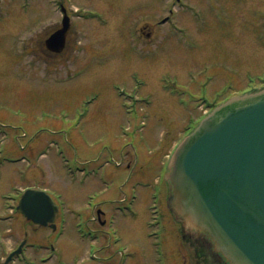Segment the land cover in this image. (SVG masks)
Masks as SVG:
<instances>
[{
	"label": "rangeland",
	"instance_id": "374dc122",
	"mask_svg": "<svg viewBox=\"0 0 264 264\" xmlns=\"http://www.w3.org/2000/svg\"><path fill=\"white\" fill-rule=\"evenodd\" d=\"M46 1L0 9V215L14 214L0 222L4 250L31 228L4 197L32 185L63 196L57 229L28 235L43 243L31 264H198L166 186L164 256L148 236L160 225L159 167L209 107L192 96L227 98L264 77V0H63L73 12L60 54L45 47L61 27Z\"/></svg>",
	"mask_w": 264,
	"mask_h": 264
},
{
	"label": "water",
	"instance_id": "95a60500",
	"mask_svg": "<svg viewBox=\"0 0 264 264\" xmlns=\"http://www.w3.org/2000/svg\"><path fill=\"white\" fill-rule=\"evenodd\" d=\"M69 26L66 18L50 49H62ZM166 179L167 205L208 264H264V89L205 117L175 150ZM18 209L42 225L57 210L39 189L25 191Z\"/></svg>",
	"mask_w": 264,
	"mask_h": 264
},
{
	"label": "flooded vegetation",
	"instance_id": "af4514ba",
	"mask_svg": "<svg viewBox=\"0 0 264 264\" xmlns=\"http://www.w3.org/2000/svg\"><path fill=\"white\" fill-rule=\"evenodd\" d=\"M57 30V29H56ZM46 46V45H45ZM52 53H54V52H52ZM54 54H58V53H54Z\"/></svg>",
	"mask_w": 264,
	"mask_h": 264
}]
</instances>
